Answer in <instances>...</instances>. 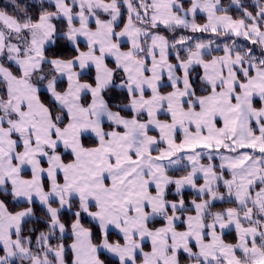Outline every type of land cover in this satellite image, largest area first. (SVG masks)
I'll list each match as a JSON object with an SVG mask.
<instances>
[{"label": "snow or ice", "instance_id": "6c2138e0", "mask_svg": "<svg viewBox=\"0 0 264 264\" xmlns=\"http://www.w3.org/2000/svg\"><path fill=\"white\" fill-rule=\"evenodd\" d=\"M0 264H264V0H8Z\"/></svg>", "mask_w": 264, "mask_h": 264}, {"label": "trees", "instance_id": "16d2710c", "mask_svg": "<svg viewBox=\"0 0 264 264\" xmlns=\"http://www.w3.org/2000/svg\"><path fill=\"white\" fill-rule=\"evenodd\" d=\"M29 2H32V0H29ZM35 2L37 3V6L39 5V0H35ZM46 2V0H45ZM224 4L227 5L229 3V0H223ZM246 3L248 4H251L252 3V0H245ZM8 3V0H0V8H3L6 6V4ZM9 11H11V8L8 9ZM233 15H238V13L235 12V10H233L232 12ZM203 21V17H198V22H201L202 23ZM123 21H121V25H122ZM167 35L171 36L172 34L171 33H166ZM181 34H186V35H191V33H184L183 30H181V32H178L176 33L177 36L181 35ZM197 36H200L201 39L207 41L209 38H211V34H196ZM61 46H63V42H61ZM81 47H84V45L82 44ZM63 55L67 56V55H71L72 54V50L71 48H66L63 53ZM195 72H200L201 73V70L199 68H196L195 69ZM195 72H194V75H195ZM87 78V77H85ZM113 103H116V101L114 100ZM161 118H166L164 117L163 115H161ZM85 143H91V140H88L86 139L85 140ZM216 163L218 164L219 162L216 161ZM175 175H181L183 174L182 172H175L174 173ZM26 175H30V172L26 173ZM185 197L187 200H191L192 198L195 197V195H193V193L189 190H186L185 191ZM10 200V197L8 198ZM25 205L23 204H16V205H13L12 203H9V207L12 211H18L20 210L21 208H23ZM232 206L231 204H228V203H224V202H221V201H217L215 202V210H221L223 208H227V207H230ZM35 213H36V217L40 218L41 220L43 219V213L41 211V208L40 206L37 204L36 207H35ZM66 218L67 215H66ZM37 227L39 230H44V226L43 224H33V223H28L26 226H25V233L27 234L28 232V229L32 228V227ZM38 234V233H37ZM234 236H235V233L234 231H230V232H227V234L225 235V239L227 241H234ZM115 238V237H113ZM35 241V234H33V242ZM146 247H149V245H146ZM70 259V257H69Z\"/></svg>", "mask_w": 264, "mask_h": 264}, {"label": "crops", "instance_id": "0c3cea01", "mask_svg": "<svg viewBox=\"0 0 264 264\" xmlns=\"http://www.w3.org/2000/svg\"><path fill=\"white\" fill-rule=\"evenodd\" d=\"M126 15V14H125ZM203 22V21H202ZM122 25H123V23H122ZM121 25V26H122ZM125 47H126V45H125ZM201 70V73H202V69H200ZM204 162H207L206 160L204 161ZM219 162V161H218ZM202 182V181H201ZM189 191H191V190H189ZM192 192V191H191ZM193 193V192H192ZM193 195H195L194 193H193ZM193 199V198H192Z\"/></svg>", "mask_w": 264, "mask_h": 264}, {"label": "rangeland", "instance_id": "374dc122", "mask_svg": "<svg viewBox=\"0 0 264 264\" xmlns=\"http://www.w3.org/2000/svg\"><path fill=\"white\" fill-rule=\"evenodd\" d=\"M164 116V115H163ZM165 117V116H164ZM161 119H165V118H161Z\"/></svg>", "mask_w": 264, "mask_h": 264}]
</instances>
